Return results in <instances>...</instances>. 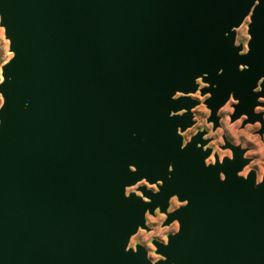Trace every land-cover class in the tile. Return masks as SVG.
<instances>
[{"label":"water","instance_id":"water-1","mask_svg":"<svg viewBox=\"0 0 264 264\" xmlns=\"http://www.w3.org/2000/svg\"><path fill=\"white\" fill-rule=\"evenodd\" d=\"M244 15L253 39L239 57L224 33ZM0 17L15 55L0 85V264H148L140 246L124 248L156 206L163 226L181 223L157 244L167 264H264V184L236 177L239 149L205 168L202 134L182 151L175 131L192 123L203 72L210 121L229 92L233 120L260 119L251 88L264 75V0H0ZM175 90L185 92L172 101ZM141 177L163 181L155 195L138 189L151 204L123 196ZM172 194L189 205L170 215Z\"/></svg>","mask_w":264,"mask_h":264},{"label":"clouds","instance_id":"clouds-1","mask_svg":"<svg viewBox=\"0 0 264 264\" xmlns=\"http://www.w3.org/2000/svg\"><path fill=\"white\" fill-rule=\"evenodd\" d=\"M252 6L253 5H251V7ZM245 16L246 15L243 16L242 20L245 19ZM0 20H2V17H0ZM241 21L237 25H239ZM252 23L253 19L249 21L250 25ZM237 25L231 26L230 31L224 33V37L227 39L230 34H234L231 39V46L233 49L237 50V56L245 57L251 51L250 42L253 37L250 34V28H248L246 33L247 42L244 43L243 48H241L240 45L236 43L237 37L233 32V29L236 28ZM240 32L245 33L244 27L240 28ZM244 38L245 37L242 36L241 40ZM11 43L12 41L5 36V27L0 24V85H4L5 83V65H9L15 56L14 51L10 50ZM236 68L238 72L250 70V66L246 63H239ZM222 73V68L217 71V75ZM208 75L207 72H203L194 77L193 84L195 86V91H198L197 86L201 80L205 81L203 85H200L201 88L208 89L210 87V84L206 82ZM8 79L11 80V77L9 76ZM211 87L214 90L216 85L213 84ZM184 92L185 91L175 90L171 96V100H179ZM262 92H264V75H260L255 81V86L251 88V93L256 96V104L251 111L253 115L260 116L259 120H249L248 113L243 111L233 120V113H236L240 100L235 98L234 92H229L227 99L216 108L215 112H217V115H215V118L211 119V121L209 120V106L204 103V100L207 99L209 101L212 92H205L204 97H198L201 102L196 112L191 114L192 123L190 126H187L184 130H181L179 126L175 129L177 136L181 138L179 145L180 150L183 151L190 145L193 141V137L196 136L198 131L202 134L200 140L206 141V143L196 144L197 149H200L203 153H207L202 161L205 168L215 167L218 163L220 166H223L226 158L228 162H235L236 153L234 149H239L241 153L239 157L241 163L238 170L235 172L236 177L248 181L251 174L253 187H260L264 184V95L257 94ZM192 101L195 102L194 100ZM5 103V96L0 92V110L4 108ZM183 109L184 108H180L178 111H171L169 113V118L183 117ZM244 121L249 122L245 124ZM0 123H2V121H0ZM244 161H246V163H244ZM167 167L169 173L174 171V165L172 163H169ZM128 168L132 173L137 172V168L133 164H129ZM218 179L220 182H225L227 179L226 173L220 171L218 173ZM162 185V180L157 179L153 183L149 182L147 177H141L135 183L124 187L123 196L125 198H130L131 195L129 193H133L141 202L151 204V199L144 195L142 191H137V189L143 188L155 195L160 193ZM178 201H182V203L178 204ZM188 205V199L185 198L182 200L179 198L178 194H172L168 198L165 211L170 213V215L175 214L177 210ZM160 209V206H156L143 210V223L135 226V230L128 236L124 248L126 253L131 250L133 254H136L138 252V246H140V248L144 250L145 259L148 264H167V257L158 252L157 244L165 247L168 246L170 237H175L181 231V223L178 219H172L167 225L161 226L164 224L165 216L161 214ZM149 213H151V215ZM173 221H175V223H173ZM146 222L151 229L150 231L144 230L143 225ZM153 241L156 243L154 244Z\"/></svg>","mask_w":264,"mask_h":264},{"label":"rangeland","instance_id":"rangeland-1","mask_svg":"<svg viewBox=\"0 0 264 264\" xmlns=\"http://www.w3.org/2000/svg\"><path fill=\"white\" fill-rule=\"evenodd\" d=\"M248 24H249V17H247L244 21H243V23L237 28V29H235V35H236V37H237V39H236V43H238L240 46H241V48H243V45H244V43H246L247 41H246V33H247V26H248ZM241 27H244V29H245V33H241L240 32V28ZM242 36H244L245 38L243 39V40H241V37ZM7 38V37H6ZM204 83H202L201 81L199 82V84H198V88H199V90L195 93V94H190L189 95V97L190 98H192V99H194V100H196L199 104H200V99L198 98V97H204L205 95H201L200 94V90L201 89H203V88H201L200 87V85H203ZM207 99H205L204 100V102L206 101ZM199 104H198V106H199ZM198 106H196L193 110H192V113L194 114L195 112H196V109H197V107ZM209 111V110H208ZM210 113V112H209ZM246 121H244V123H245ZM246 124V123H245ZM199 132V131H198ZM197 132V133H198ZM196 133V134H197ZM141 187H143V186H141ZM137 191H138V189H137ZM130 194V193H129ZM178 204H180L179 202H178ZM171 206V205H170ZM164 215V214H163ZM165 216V215H164ZM165 219H166V216H165ZM165 222V221H164ZM175 223V222H174ZM145 225H146V227L148 228V230H145V231H150L151 229H150V227H149V225L147 224V222L145 223ZM161 226H163V225H161Z\"/></svg>","mask_w":264,"mask_h":264}]
</instances>
